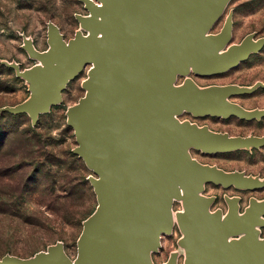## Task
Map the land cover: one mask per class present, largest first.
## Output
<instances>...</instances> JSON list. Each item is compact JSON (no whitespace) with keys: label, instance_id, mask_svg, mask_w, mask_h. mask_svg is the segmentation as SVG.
Here are the masks:
<instances>
[{"label":"water","instance_id":"95a60500","mask_svg":"<svg viewBox=\"0 0 264 264\" xmlns=\"http://www.w3.org/2000/svg\"><path fill=\"white\" fill-rule=\"evenodd\" d=\"M91 5L105 18L93 23L106 39H80L66 47L58 35L53 50L42 57L46 67L37 70L44 88L37 99L17 112L37 114L39 108L57 101L68 80L86 63L97 62L87 82L88 96L74 109L71 125L76 130L77 154L100 177L96 182L100 208L86 227L75 264H146L147 250L159 247L160 231L171 228L170 176L193 190L194 182L216 181L231 185L239 178H225L203 171L181 155L188 145L209 152L239 148L250 140L208 141L202 133L178 127L169 121L171 112L188 108L197 114H246L218 102L230 90L215 91L201 98L190 84L183 91L171 87L172 71H187L193 64L199 74L224 71L244 59L253 45L232 48L225 56L217 51L229 41L230 28L216 37L204 32L219 17L227 0H95ZM178 154V155H177ZM102 205V207H101ZM250 221L223 226L209 218L201 205L191 201L189 220L183 222L191 234L187 241L189 264H251L259 261L264 245L253 249L229 248L231 234L250 229ZM3 264H74L62 250L53 249L34 262L7 258Z\"/></svg>","mask_w":264,"mask_h":264},{"label":"rangeland","instance_id":"374dc122","mask_svg":"<svg viewBox=\"0 0 264 264\" xmlns=\"http://www.w3.org/2000/svg\"><path fill=\"white\" fill-rule=\"evenodd\" d=\"M91 5L104 4L95 0H0V134L8 135L11 131L0 145V264L7 258L34 262L53 249L62 250L71 263H77L86 227L99 211L96 191L99 175L83 157L85 171L73 165L69 157V153L77 154L79 147L71 117L88 96L87 82L95 65L84 64L76 77L68 80L59 99L40 107L37 114L17 112L33 103L37 92L44 88L36 72L46 67L42 57L52 52L54 35L66 47L80 39L89 41L102 36L92 24L100 25L99 19L105 23V18L92 12ZM227 27L230 33L224 54L232 48L253 45L246 57L236 66L212 74H199L194 66L186 72L176 70L171 87L183 91L190 84L194 93L197 91L196 98L230 90L221 103L246 115L197 114L186 108L174 113L171 121L180 128L202 133L210 142L250 140L248 146L222 148L217 152L196 145L187 152L181 151L200 170L214 171L225 178L236 177L239 181L231 185L199 181L191 191L182 182L181 188L174 187L169 208L171 228L160 236L155 251L147 250L146 264H189L186 250L189 251L187 241L191 234L183 222L189 220L191 201L201 205L203 213L216 219L218 226L230 219L235 223L250 221L257 214L254 226L235 233L227 243L229 248L247 249L264 245V0H227L205 38H216ZM9 114L24 117L13 119ZM35 129L37 132H33ZM25 131L32 136L41 135L43 141L31 145L23 136ZM40 162L44 164L38 165ZM46 165L55 168L50 169L51 177L42 176L40 183L49 186L53 174L59 198L68 195L74 186L71 181L83 184L87 193L83 207L95 212L82 226L68 222L62 211L60 216L59 212L52 215L46 210L40 200L44 187L37 188L26 204L14 200L21 190L31 189L26 182ZM13 193L16 196L11 197ZM251 264H264V252L258 262Z\"/></svg>","mask_w":264,"mask_h":264},{"label":"trees","instance_id":"16d2710c","mask_svg":"<svg viewBox=\"0 0 264 264\" xmlns=\"http://www.w3.org/2000/svg\"><path fill=\"white\" fill-rule=\"evenodd\" d=\"M23 117L24 116L22 114H19V115L9 114V118H13V119H20ZM10 132L8 133V135L0 134V145L3 142V140H5V141L7 140ZM33 132H37V130L35 129V131H33ZM34 135L32 136L31 133L27 132V131H25L23 134L24 137L28 138L27 141L31 145H33L32 143H35V142L41 143L43 141L41 135H39L37 133L35 136ZM69 154H70L69 157H70L71 163L85 171L86 166H85V162L83 161V159L81 157H79V155L76 153H69ZM37 164L39 165V164H44V163L40 162ZM54 166H58V165L54 164ZM52 168H55V167L48 166V165L43 167V169L40 167V169H38V171H36V174H34V176L31 179H29L31 184L29 183V181H28V184L26 182L27 187H31V189L26 191V192L24 190H21L20 191L21 193L19 192L20 193L19 197H16L14 200L20 199L18 201H20V202L22 201V204L23 203L26 204V202L29 201V198L33 196L35 191H37V188H43L44 187V189H42L43 190L42 193L43 192H45V193H43L44 195L42 194V199H40V200H41L42 205L46 208V210L52 215H58V212H59L60 216H62L61 212H60V211H62L63 217L68 222L71 221L76 226H82V224L95 212V210H91V208L83 207V203L85 202V199H86L85 197L87 196V193L85 192V188H84L83 184L80 183V184L75 185L74 184L75 180L71 181L70 184H72L74 186L69 189L68 195L64 198H59L55 194L57 183H55V181L53 180V174H52V179L50 180L49 186L45 187L44 184L40 183L41 178L51 177L50 176V173H51L50 169H52ZM12 181L13 180L10 179L9 182L12 183ZM83 182L85 183L84 178H83ZM16 190H17V188H16ZM14 195L16 196V194L13 193L11 195V197H14ZM5 205H7V204H5Z\"/></svg>","mask_w":264,"mask_h":264},{"label":"bare ground","instance_id":"6f19581e","mask_svg":"<svg viewBox=\"0 0 264 264\" xmlns=\"http://www.w3.org/2000/svg\"><path fill=\"white\" fill-rule=\"evenodd\" d=\"M101 8H105V5H102V6H100ZM97 17V16H96ZM102 18H104V17H102ZM98 22H100V25H103V23H104V21H102L101 19H99V21ZM211 27H212V25L204 32V34L202 35V38H204L206 35H207V33H208V31L209 30H211ZM92 31V30H91ZM102 33V36H100V37H92V38H101V39H106V37H107V34H106V32H101ZM228 44V43H227ZM227 44H224L223 45V47H221L220 49H219V51H217L216 52V54L218 55V56H225V54H224V50H225V47H226V45ZM94 65H95V70L98 68V64H97V62H94ZM187 68H188V70L190 71L191 69L193 70V64H187ZM94 70V71H95ZM178 72V71H177ZM171 74H172V76L173 77H175V74H176V71H172L171 72ZM90 91V90H89ZM194 96L196 97L197 96V91H196V93H194ZM218 102L220 103V100H218ZM227 103V102H226ZM184 109H186V108H182L181 109V111L182 110H184ZM173 115H174V113L173 112H171L170 114H169V121H171L172 120V118H173ZM190 147H191V145H188L186 148H185V152H187L189 149H190ZM230 149V148H229ZM178 155V154H177ZM245 181V180H244ZM170 183H171V185L173 186V187H178V188H181L182 186H181V184H180V181H178L176 178H173L172 176H170ZM195 184L197 183V182H194ZM194 184V185H195ZM173 197H174V193H171V202H172V200H173ZM101 207H102V205H101ZM168 231H165V230H161L160 231V236L162 235V234H164V233H167ZM232 235H235V234H231L229 237H228V239L232 236ZM85 236V235H84ZM228 239H227V241H228ZM227 241H226V245L228 246V243H227ZM149 251H155L154 249H149ZM187 252H186V254H187V258H188V255H189V251L188 250H186Z\"/></svg>","mask_w":264,"mask_h":264}]
</instances>
